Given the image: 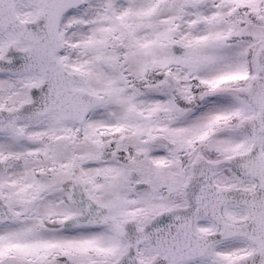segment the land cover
Returning a JSON list of instances; mask_svg holds the SVG:
<instances>
[{
    "label": "snow or ice",
    "instance_id": "6c2138e0",
    "mask_svg": "<svg viewBox=\"0 0 264 264\" xmlns=\"http://www.w3.org/2000/svg\"><path fill=\"white\" fill-rule=\"evenodd\" d=\"M0 264H264V0H0Z\"/></svg>",
    "mask_w": 264,
    "mask_h": 264
}]
</instances>
